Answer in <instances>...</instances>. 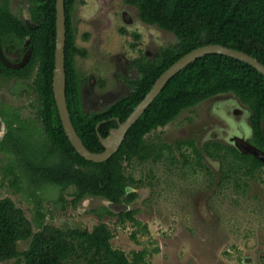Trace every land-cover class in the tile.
Masks as SVG:
<instances>
[{
  "label": "trees",
  "instance_id": "1",
  "mask_svg": "<svg viewBox=\"0 0 264 264\" xmlns=\"http://www.w3.org/2000/svg\"><path fill=\"white\" fill-rule=\"evenodd\" d=\"M29 1L33 26L0 0V75L24 79L30 77L37 66V75L30 85L36 91L40 105L38 116L42 126L39 129L35 122L36 128L43 133L47 146L40 162L32 166L35 177L52 182L61 190L74 186V202L88 195L103 197L118 211L110 206L104 209L111 215H118L120 223L131 220L134 224H141L135 216L136 210L126 206L135 200L137 192L128 190L131 178L125 173L124 161L135 158L157 160L162 157L164 148L172 151V145L163 143L156 147L145 136L175 120L183 110L225 93L235 94L251 109L252 137L245 144L264 154V74L247 62L212 53L191 62L168 81L128 130L120 149L111 158L104 162L85 159L65 133L53 91L56 0ZM75 2L65 0L67 104L79 136L94 152L104 150L100 136L106 137L109 128L118 125V119L124 121L156 79L191 50L206 44H222L244 51L264 64V0H125L138 9L143 22L174 33L178 40L162 47L151 59L142 55L133 60L139 75L132 82L129 94L103 111L84 113L74 63L75 55L84 52L76 45L72 23ZM14 48L20 52L31 48V54L27 56L29 60L24 65L12 66L2 59L6 49ZM12 110L10 113L0 111L8 127L1 142L17 138L19 143L16 145L21 150L23 137L18 139L16 132L30 131L26 130V118L22 119L15 109ZM176 146L180 150L192 148L194 162L202 165L201 149L193 140H181ZM203 150L208 156L220 159L227 168L224 179L232 178L239 171L253 176L264 167V161L238 144L234 146L213 140L204 144ZM181 155L185 163H191V154L182 151ZM53 156L55 159L51 162ZM39 225L34 231L23 208L11 197L1 198L0 264L11 258H17V264H147L146 249L133 251L131 258L115 249L111 244L114 234L105 222L96 224L91 231L81 227L64 229L44 222ZM144 229H147L146 224ZM21 240H29V247L19 250Z\"/></svg>",
  "mask_w": 264,
  "mask_h": 264
},
{
  "label": "rangeland",
  "instance_id": "2",
  "mask_svg": "<svg viewBox=\"0 0 264 264\" xmlns=\"http://www.w3.org/2000/svg\"><path fill=\"white\" fill-rule=\"evenodd\" d=\"M26 1L1 0L17 15L25 9ZM72 13L76 42L87 50L86 56L76 57L79 77L84 85L92 76L104 83L103 89L95 90L99 94L118 88L122 75L116 74L118 59L128 60L125 65L130 66V73L138 75L131 60L146 52L153 57L178 40L174 33L143 22L138 9L125 0H76ZM123 65L120 67L125 68ZM36 74L33 68L30 77L18 82L0 75V110L6 107L10 113L12 107L22 106L21 116L30 131L16 132L18 139L23 137L21 150L17 138L1 142L8 127L0 117V199L11 197L23 208L34 231L41 222L90 231L105 222L114 234L112 246L129 258L133 251L146 249L147 264H264V167L253 176L239 171L235 179H224L227 168L203 150L209 141L234 145L238 143L235 138L252 137L251 109L236 95L220 94L205 100L146 135L156 147L166 143L173 148H164L157 160L124 161L125 173L131 178L128 190L137 192L135 200L126 206L136 210L141 224L131 220L120 223L118 215L104 209L110 206L118 211L107 199L88 195L74 202V186L61 190L34 176L32 166L40 162L47 146L39 130V102L36 97L31 100L34 92L31 86L26 87ZM185 139L193 140L201 149L202 165L194 162L192 148L180 150L176 146ZM182 151L191 154V163H185ZM28 247L29 240L18 244L19 250ZM1 264H17V258Z\"/></svg>",
  "mask_w": 264,
  "mask_h": 264
},
{
  "label": "water",
  "instance_id": "3",
  "mask_svg": "<svg viewBox=\"0 0 264 264\" xmlns=\"http://www.w3.org/2000/svg\"><path fill=\"white\" fill-rule=\"evenodd\" d=\"M29 2H26L28 7ZM27 12L24 9V20H27ZM28 15V16H29ZM65 45H66V7L65 0H56V41H55V68L53 75V91L59 115L62 121L66 135L69 137L71 144L76 151L85 159L93 162H104L111 158L121 147L128 130L140 118L150 104L155 100L158 94L164 89L168 81L180 70L186 67L196 59L207 54H223L247 62L264 74V64L250 54L237 50L222 44H206L186 53L171 66H169L155 81L154 85L146 96L139 102L134 110L124 121H120L117 127L111 128L106 137H101L104 150L100 152L91 151L86 147L82 138L79 136L67 104L66 96V69H65ZM161 129L162 126H159ZM100 134V133H99ZM245 149L254 154L257 158L264 161V154L259 150L245 146Z\"/></svg>",
  "mask_w": 264,
  "mask_h": 264
},
{
  "label": "flooded vegetation",
  "instance_id": "4",
  "mask_svg": "<svg viewBox=\"0 0 264 264\" xmlns=\"http://www.w3.org/2000/svg\"><path fill=\"white\" fill-rule=\"evenodd\" d=\"M29 2L28 4V7H26V2ZM24 4V7L26 9H28V11L30 10V16H28V13H27V20L25 21H28L29 25L30 26H33L35 25L34 22L32 21V12H31V2L29 0H27ZM73 12V11H72ZM22 18L25 16L24 14V8L23 10H21V15H20ZM71 16H72V23H73V13H71ZM24 19V18H23ZM66 24H67V17H66ZM73 28H74V24H73ZM75 31V30H74ZM136 38L139 37V35H134ZM29 40H27L28 42ZM77 41V40H76ZM76 45L78 46L77 42H76ZM14 46V45H13ZM80 47V46H78ZM84 52H82V54L80 53H77V55H75V58H74V63H75V67H76V70H77V73H78V78H79V88H80V99H81V107H82V110L84 111V113H96V112H100V111H103L105 110L106 108H108L109 106H111L113 103H115L116 101L122 99L124 96H126L127 94H129L131 91H132V82L137 78V76L139 75V72H138V69L135 67V65L133 64V60L138 58V57H141V56H138L136 58H134L133 60H131L130 62V65L132 67V69H134L135 72L138 73V75H133L131 74V69H129V65H125V62L129 63L128 60L124 59V57H122V59H118L117 60V63H116V66H117V75L119 74H122L120 77L121 79L119 80L120 84L118 86V88L116 90H108V91H104L102 92L101 94H99L98 92H96V88L97 89H103L104 88V83L102 82H98L94 76L90 77L89 80L86 82V85H84V83L82 84V80L80 79L79 77V72H78V69H77V66H76V57L77 56H86L87 55V50L86 48H83V47H80ZM158 53V52H157ZM156 53V54H157ZM11 54H16V58H11ZM29 54H31V48L25 50L24 52H20L18 50V48H14L12 50H8L6 49V52L5 54H3L4 56L2 57V59L4 60V62L12 65V66H21V65H24L26 61L29 60V58L27 57ZM145 55H147V57L149 59L153 58V57H150L148 56V52L144 53ZM124 63L125 65V68H122L120 67V65H122ZM123 65V67H124ZM36 70H37V66L35 67ZM37 75V74H36ZM36 77V76H35ZM13 79H16L15 77H11ZM18 80H23V78H19ZM15 82H18L17 79L15 80ZM33 84V83H32ZM22 87H20L22 90H27L26 87H30L31 85L30 84H27L26 87L23 86V85H20ZM31 90H33L34 93H31V100L36 97L37 101H38V95L36 93V91H34V89L31 87ZM17 93V91H16ZM225 94H228V93H225ZM235 95V94H234ZM217 96V95H216ZM227 96V95H225ZM219 97H224V96H219ZM213 98H217V97H211V99ZM210 99V98H209ZM208 100V99H207ZM39 102V101H38ZM87 108H91L90 110L92 111H87L85 109ZM5 111L6 107H2L1 110ZM12 109H15V111L18 112L19 116L23 118V116H21V110H22V106H18V107H12ZM11 109V111H13ZM0 110V111H1ZM39 112V110H38ZM1 115V114H0ZM2 117V115L0 116ZM2 121L6 124L7 126V122L3 119V117L1 118ZM34 121V120H33ZM121 120L118 119V125H119V122ZM36 122V121H34ZM100 122H98L97 125H99ZM169 124V123H168ZM167 124V125H168ZM14 125L17 126L18 124L16 122H14ZM117 125V126H118ZM165 125V126H167ZM1 126V125H0ZM117 126H113V127H110L109 128V132H110V129L111 128H114V127H117ZM164 127V126H162ZM1 128V127H0ZM154 131V130H153ZM152 132V131H151ZM150 132V133H151ZM109 134V133H108ZM149 134V133H148ZM102 136H100L101 138ZM146 137V136H145ZM237 141H238V145H241L243 147L247 146L245 144V141L247 139L245 138H242V137H238V138H235ZM234 146H236V144H234Z\"/></svg>",
  "mask_w": 264,
  "mask_h": 264
}]
</instances>
